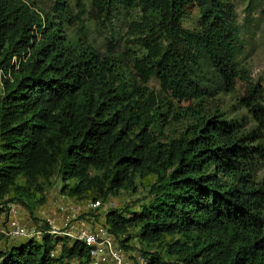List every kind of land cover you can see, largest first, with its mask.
Returning a JSON list of instances; mask_svg holds the SVG:
<instances>
[{"label":"trees","instance_id":"trees-1","mask_svg":"<svg viewBox=\"0 0 264 264\" xmlns=\"http://www.w3.org/2000/svg\"><path fill=\"white\" fill-rule=\"evenodd\" d=\"M263 5L250 0L246 12ZM74 10L72 0L48 9L0 0V206L31 211L35 191L57 174L62 193L94 192L90 200L136 193L138 177L154 176L137 209L105 214L125 250L140 245L146 264H264V93L240 63L234 1L91 0ZM120 11L139 12L122 49ZM84 19L104 30L103 46L76 32ZM239 89L254 126L203 114L199 102ZM174 102H190L192 122L165 143L157 134ZM14 240L0 264L91 263L81 240Z\"/></svg>","mask_w":264,"mask_h":264},{"label":"rangeland","instance_id":"rangeland-1","mask_svg":"<svg viewBox=\"0 0 264 264\" xmlns=\"http://www.w3.org/2000/svg\"><path fill=\"white\" fill-rule=\"evenodd\" d=\"M36 5L41 9H48L53 5L54 0H33ZM75 7V14L78 13V2L81 4L90 5L91 0H72ZM237 7L238 22L243 26L242 40L246 46L244 55L240 59V63L243 67H246L251 72V87L257 86L258 90L264 93V5L254 12L250 16L247 14L246 9L250 0H233ZM138 11H120L117 15L116 21L113 23L114 33H116V41L114 46L117 45L118 49H122L127 39L131 36L130 26L132 21L138 20ZM198 11L194 16L186 20L185 25L189 29H195L198 24ZM247 22V23H246ZM86 29L79 30L81 36L86 37L89 41L93 42L96 46H103V40L106 37L102 29L89 23L87 19H84ZM82 25V24H81ZM85 32V33H84ZM140 54L141 51H135ZM153 90L159 91V83L152 80L149 85ZM243 96V90H236L234 93L227 94H214L198 104L203 110V114L211 115L214 113H220L226 116L230 120L243 121L245 125L252 127L254 122L250 116L249 111L241 106V97ZM190 102H174L171 108L175 110L174 119H170L169 122L163 123L162 134H157V137L162 142H168L171 139L179 138L181 134L188 128L192 122V117L188 111ZM198 106V105H197ZM258 178L264 179V168L258 172ZM21 183L25 181L19 180ZM155 177H138L136 184L138 190L136 193L132 191H119L116 195L111 194L107 199H102L107 205L111 204L113 209H124L129 207L135 210L139 207L138 201L143 200L147 195V190L154 183ZM61 176L56 175L51 179L49 183L45 185L42 191H35L34 197L28 203L31 211L28 207L18 203H7L0 207L2 215H9L10 206H14L18 209L20 220L25 225H32L37 223L40 218L44 216H55L58 213V207L63 203H82L94 198L96 195L91 192L82 198H71L66 193L61 191ZM80 199V200H79ZM87 199V200H82ZM104 211L99 213L98 217L103 214ZM82 221H87L89 218L81 216L79 218ZM6 222H3L5 225ZM172 240V239H171ZM169 238L166 242L171 241ZM174 240V239H173ZM2 250L10 248L13 244H17L20 240L7 239L5 242L0 239ZM132 242L128 243L131 244ZM134 243V242H133Z\"/></svg>","mask_w":264,"mask_h":264},{"label":"built area","instance_id":"built-area-1","mask_svg":"<svg viewBox=\"0 0 264 264\" xmlns=\"http://www.w3.org/2000/svg\"><path fill=\"white\" fill-rule=\"evenodd\" d=\"M9 209L8 216L0 217V238L2 239H41L47 234L69 237L81 240L91 248L90 264L147 263L141 254L140 245L135 244L132 251H127L111 233L109 226L105 224V214L111 209V204L107 205L102 200L63 203L58 207L57 215L44 216L30 226L22 223L16 207L10 206ZM102 211L104 213L98 217ZM81 216H86L89 219L82 221L79 219ZM3 222L6 224L3 225Z\"/></svg>","mask_w":264,"mask_h":264},{"label":"crops","instance_id":"crops-1","mask_svg":"<svg viewBox=\"0 0 264 264\" xmlns=\"http://www.w3.org/2000/svg\"><path fill=\"white\" fill-rule=\"evenodd\" d=\"M0 239H2V238H0ZM6 240H7V239H2V241H4V242H5Z\"/></svg>","mask_w":264,"mask_h":264}]
</instances>
